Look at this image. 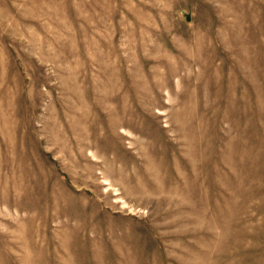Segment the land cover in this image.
Wrapping results in <instances>:
<instances>
[{
    "label": "rangeland",
    "instance_id": "1",
    "mask_svg": "<svg viewBox=\"0 0 264 264\" xmlns=\"http://www.w3.org/2000/svg\"><path fill=\"white\" fill-rule=\"evenodd\" d=\"M0 264H264V0H0Z\"/></svg>",
    "mask_w": 264,
    "mask_h": 264
}]
</instances>
